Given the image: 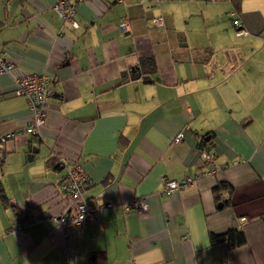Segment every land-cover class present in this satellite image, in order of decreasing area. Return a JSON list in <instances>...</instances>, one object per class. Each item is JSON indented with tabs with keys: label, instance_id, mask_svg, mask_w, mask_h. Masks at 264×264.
I'll use <instances>...</instances> for the list:
<instances>
[{
	"label": "crops",
	"instance_id": "obj_1",
	"mask_svg": "<svg viewBox=\"0 0 264 264\" xmlns=\"http://www.w3.org/2000/svg\"><path fill=\"white\" fill-rule=\"evenodd\" d=\"M52 3L0 0V51L14 64L0 74V264H264V0H77L76 25ZM31 72L51 77L36 135L14 92ZM201 152L222 168L201 174ZM72 161L96 210L65 232L32 209L70 210L57 189ZM219 182L233 187L227 206ZM140 198L145 208L123 207ZM229 228L246 242L209 244Z\"/></svg>",
	"mask_w": 264,
	"mask_h": 264
},
{
	"label": "built area",
	"instance_id": "obj_2",
	"mask_svg": "<svg viewBox=\"0 0 264 264\" xmlns=\"http://www.w3.org/2000/svg\"><path fill=\"white\" fill-rule=\"evenodd\" d=\"M140 1V0H136ZM77 0H53L51 8L65 20H69L73 25H76V21L73 18L76 9ZM156 24H161L160 17L153 19ZM127 22L123 19L119 23V28L122 30L127 29ZM235 27L241 28V21L235 20ZM245 30L238 31L242 33ZM14 64L10 59L4 56L0 51V74L11 71ZM50 75L44 72H31L25 75L19 76L14 82V92L17 95H22L26 98L30 116L29 122L25 126V130L31 134H38V129L45 121L46 106L50 96L49 82ZM10 134L0 137V146L6 140ZM184 136L183 131L179 132L174 141L181 140ZM202 158L209 168L207 171L201 172V174L213 175L216 171L222 168L221 165L215 163V154L209 152H201ZM193 177L185 176L181 179H169L164 178L161 184V192H171L175 189L183 188L193 182ZM88 179L85 171L78 163V161H72L65 164V173L58 184L57 192L62 197H68L73 199V203L69 205V211L67 213H61L59 215H53L49 213H43L38 210L37 207H33V217L38 221L41 220H53L57 222L63 230L70 227L81 229L87 225L93 218V214L96 210L95 204L88 198L83 197L82 193L86 186ZM223 197V196H222ZM124 208L136 207L145 208L146 202L143 198L135 199L124 204ZM13 229L18 233L23 234L25 227L21 223L14 224Z\"/></svg>",
	"mask_w": 264,
	"mask_h": 264
},
{
	"label": "trees",
	"instance_id": "obj_3",
	"mask_svg": "<svg viewBox=\"0 0 264 264\" xmlns=\"http://www.w3.org/2000/svg\"><path fill=\"white\" fill-rule=\"evenodd\" d=\"M141 62L146 64L147 67L148 66L152 67V65H153V60L151 57L141 58ZM62 163L63 162L58 163V166H60V164H62ZM232 188H233L232 186L228 185L225 182H219L214 186L213 192L215 194V198H216L217 202H219L218 206L229 205V203H230L229 195L228 196L225 195L223 193V190L228 189L227 194H229L232 191ZM64 213H67V212L64 211ZM261 221L264 223V216L261 217ZM220 241H225L228 248H235V247L243 245L246 242V236H245V233L243 232V230L240 228H229L224 233H220V234L210 233L209 234V244H216Z\"/></svg>",
	"mask_w": 264,
	"mask_h": 264
},
{
	"label": "water",
	"instance_id": "obj_4",
	"mask_svg": "<svg viewBox=\"0 0 264 264\" xmlns=\"http://www.w3.org/2000/svg\"><path fill=\"white\" fill-rule=\"evenodd\" d=\"M34 151H37V150L35 149V150H33V152H34Z\"/></svg>",
	"mask_w": 264,
	"mask_h": 264
},
{
	"label": "rangeland",
	"instance_id": "obj_5",
	"mask_svg": "<svg viewBox=\"0 0 264 264\" xmlns=\"http://www.w3.org/2000/svg\"><path fill=\"white\" fill-rule=\"evenodd\" d=\"M22 226H24L23 224H21Z\"/></svg>",
	"mask_w": 264,
	"mask_h": 264
}]
</instances>
